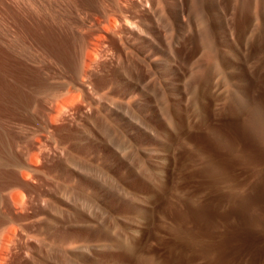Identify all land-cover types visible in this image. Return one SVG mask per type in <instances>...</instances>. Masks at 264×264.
I'll list each match as a JSON object with an SVG mask.
<instances>
[{
	"label": "rangeland",
	"instance_id": "1",
	"mask_svg": "<svg viewBox=\"0 0 264 264\" xmlns=\"http://www.w3.org/2000/svg\"><path fill=\"white\" fill-rule=\"evenodd\" d=\"M0 264H264V0H0Z\"/></svg>",
	"mask_w": 264,
	"mask_h": 264
},
{
	"label": "bare ground",
	"instance_id": "2",
	"mask_svg": "<svg viewBox=\"0 0 264 264\" xmlns=\"http://www.w3.org/2000/svg\"><path fill=\"white\" fill-rule=\"evenodd\" d=\"M115 17H117V16H115ZM112 19V18H111ZM113 19H116V18H113ZM111 22V21H110ZM116 22H118L119 23V20L118 19H116ZM112 23H114L113 21L111 22V24ZM118 23H114L115 25L116 24H118ZM109 24V23H108ZM208 24V23H207ZM109 26V28H110V25H108ZM113 26V25H112ZM113 29V28H112ZM93 45H94V43H93ZM91 46V45H90ZM93 47V46H92ZM89 50H92L90 47H89ZM91 52V51H90ZM90 52H88V54H87V57L88 58H90L91 57V53ZM16 70V69H15ZM17 72V71H16ZM20 72V71H19ZM2 75V74H1ZM2 77V76H1ZM9 84V83H8ZM11 86H13L12 84H11ZM20 91V90H19ZM52 118V117H51ZM145 162V161H144ZM140 168V167H139ZM15 227V226H14ZM17 228V227H16ZM4 237V236H3Z\"/></svg>",
	"mask_w": 264,
	"mask_h": 264
}]
</instances>
